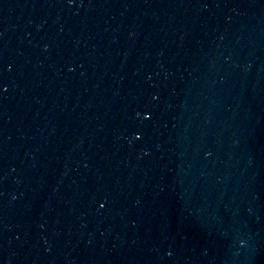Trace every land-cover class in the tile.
Wrapping results in <instances>:
<instances>
[{
  "label": "water",
  "instance_id": "1",
  "mask_svg": "<svg viewBox=\"0 0 264 264\" xmlns=\"http://www.w3.org/2000/svg\"><path fill=\"white\" fill-rule=\"evenodd\" d=\"M0 264H264V0H0Z\"/></svg>",
  "mask_w": 264,
  "mask_h": 264
}]
</instances>
